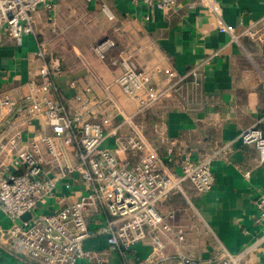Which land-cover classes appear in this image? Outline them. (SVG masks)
<instances>
[{
    "label": "built area",
    "instance_id": "2783aa9c",
    "mask_svg": "<svg viewBox=\"0 0 264 264\" xmlns=\"http://www.w3.org/2000/svg\"><path fill=\"white\" fill-rule=\"evenodd\" d=\"M57 1L0 0V42L5 36L18 44L27 35L37 39L38 12L53 11ZM131 1L165 13L177 5V0ZM190 6L204 7L216 17L219 31L243 51L246 41L264 45V17L233 26L224 21L219 0H192ZM49 19L54 21L53 16ZM116 45L115 39L107 38L92 50L104 61ZM35 55L43 65L24 93L0 92V210L11 220L7 229L0 228V248L25 264H79L83 259L88 264H109L113 252L127 258L136 244L145 243L151 253L137 264H243L248 251L231 252L212 231L210 257L185 250L191 244L189 235L200 234L199 212L191 197H186L188 223L175 221V211L163 215L159 210L183 193L185 183L197 195L210 192L215 183L213 158L194 159L181 153L177 162L175 151L161 154L139 123V116L164 101L186 113L200 110L206 102L203 68L180 73L172 67L145 70L132 59L113 61L121 64L118 84L135 105V113L128 115L105 86L103 99L76 94L79 107L72 106L56 86L59 60L41 43ZM111 139L113 148L106 145ZM241 139L258 150L264 163V132L250 127ZM245 176L249 178V173ZM62 181L66 189L78 185L84 193L71 200L59 197ZM52 199L56 209L50 214L39 212ZM256 206L264 239V194ZM97 215L106 218L95 230L89 220ZM98 234L107 236L108 248L85 250V241Z\"/></svg>",
    "mask_w": 264,
    "mask_h": 264
},
{
    "label": "crops",
    "instance_id": "0c3cea01",
    "mask_svg": "<svg viewBox=\"0 0 264 264\" xmlns=\"http://www.w3.org/2000/svg\"><path fill=\"white\" fill-rule=\"evenodd\" d=\"M191 1L177 0L169 13L131 0H59L53 11L42 8L37 14V39L27 35L18 44L5 36L0 42V92L21 96L26 84L39 77L43 62L35 55L38 43L59 60L61 70L55 76L56 86L74 107H79L76 94L103 99V86L117 100L111 88L119 87L123 68L120 63L113 64L115 60L132 59L145 70L172 67L180 73L201 66L206 102L200 110L186 113L172 106L171 101H164L139 116V121L161 154L173 149L177 162L181 161V153H190L194 159L212 157L215 183L204 195L195 194L191 185L185 183L183 193L174 195L159 210L163 215L175 211V221L188 223L186 197H191L199 212L200 234L189 235L191 244L185 246L186 251L203 259L210 257L215 240L212 231L231 252L248 251L243 264H264L263 225L258 221L256 206L264 194V163L258 150L241 139L250 127L264 132V45L246 41L243 51L230 44L228 36L219 31L216 17L204 7L192 8ZM219 2L228 25L264 17V0ZM109 14L114 18L110 19ZM107 38L115 39L117 45L102 61L96 58L92 47ZM217 51L219 54L215 55ZM88 89L93 91L87 92ZM128 101L131 106L118 102L126 114H134L135 105ZM106 145L113 148L114 140ZM64 182L58 185L59 197L71 200L84 193L78 185L66 189ZM55 209L56 201L52 199L42 204L39 212L50 214ZM105 218L92 217L89 226L96 230ZM10 225L11 220L0 210V228ZM107 248L104 234L84 243L87 251ZM150 253L149 244L138 243L127 258L113 252L109 264H137ZM0 264L25 263L0 248ZM79 264L88 261L83 259Z\"/></svg>",
    "mask_w": 264,
    "mask_h": 264
},
{
    "label": "rangeland",
    "instance_id": "374dc122",
    "mask_svg": "<svg viewBox=\"0 0 264 264\" xmlns=\"http://www.w3.org/2000/svg\"><path fill=\"white\" fill-rule=\"evenodd\" d=\"M94 54V53H93ZM95 55V54H94ZM85 56L87 57V54H85ZM96 56V55H95ZM97 59H99L97 56H96ZM100 60V59H99ZM120 88V89H118ZM118 88H114L112 87L111 88V91L113 92V94L115 95V97L117 98V100L121 103V105L124 106V104H127V106H131L130 105V102L128 101V97L126 94H124V92L122 91L121 87L119 86ZM121 90V91H120ZM116 93H115V92ZM117 94V95H116ZM129 114V113H128ZM139 123H141V121H139Z\"/></svg>",
    "mask_w": 264,
    "mask_h": 264
},
{
    "label": "water",
    "instance_id": "95a60500",
    "mask_svg": "<svg viewBox=\"0 0 264 264\" xmlns=\"http://www.w3.org/2000/svg\"><path fill=\"white\" fill-rule=\"evenodd\" d=\"M23 218H28V215L24 216Z\"/></svg>",
    "mask_w": 264,
    "mask_h": 264
}]
</instances>
